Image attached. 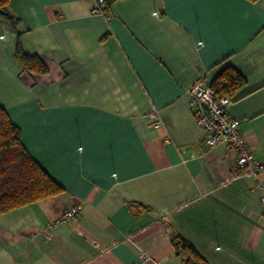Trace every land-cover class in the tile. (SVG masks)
<instances>
[{
    "label": "crops",
    "instance_id": "0c3cea01",
    "mask_svg": "<svg viewBox=\"0 0 264 264\" xmlns=\"http://www.w3.org/2000/svg\"><path fill=\"white\" fill-rule=\"evenodd\" d=\"M95 3L11 0L47 74L25 72L0 21V105L65 189L0 215V264H185L176 237L209 264H264V177L202 145L188 92L241 72L229 115L264 163V0H111L110 20Z\"/></svg>",
    "mask_w": 264,
    "mask_h": 264
},
{
    "label": "trees",
    "instance_id": "16d2710c",
    "mask_svg": "<svg viewBox=\"0 0 264 264\" xmlns=\"http://www.w3.org/2000/svg\"><path fill=\"white\" fill-rule=\"evenodd\" d=\"M256 1V0H255ZM111 0H107V5ZM11 0H0V21L18 32L16 60L25 72L47 74L49 67L38 55L25 52L21 44L20 20L10 9ZM247 85V79L233 66L226 67L212 87L220 97L232 102ZM65 189L56 182L27 150L21 129L0 105V215L41 200L63 194ZM131 207H139L137 204ZM177 255L185 264H209L196 247L182 237L174 239Z\"/></svg>",
    "mask_w": 264,
    "mask_h": 264
},
{
    "label": "built area",
    "instance_id": "2783aa9c",
    "mask_svg": "<svg viewBox=\"0 0 264 264\" xmlns=\"http://www.w3.org/2000/svg\"><path fill=\"white\" fill-rule=\"evenodd\" d=\"M107 0H96L93 14H100L110 20L106 14ZM191 107L199 126L204 132L202 145L207 150L218 146H225L235 150L238 154L237 167L246 171V175L260 181L264 177V163L257 160L247 143L239 122L229 115L232 100L220 97L212 85L204 80H198L189 88ZM151 122L155 128L162 126L158 112L151 115ZM169 142V141H168ZM194 157V156H193ZM264 207V194L261 197ZM78 217V208H72L61 217V224H67ZM144 259L147 257L143 256Z\"/></svg>",
    "mask_w": 264,
    "mask_h": 264
}]
</instances>
